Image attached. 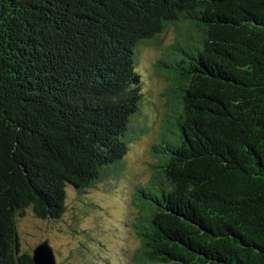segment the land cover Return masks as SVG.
I'll return each instance as SVG.
<instances>
[{
  "label": "trees",
  "instance_id": "obj_1",
  "mask_svg": "<svg viewBox=\"0 0 264 264\" xmlns=\"http://www.w3.org/2000/svg\"><path fill=\"white\" fill-rule=\"evenodd\" d=\"M171 26L134 263L264 264V0H0V264H33L25 208L58 219L67 187L122 162L143 128L137 52Z\"/></svg>",
  "mask_w": 264,
  "mask_h": 264
},
{
  "label": "rangeland",
  "instance_id": "obj_2",
  "mask_svg": "<svg viewBox=\"0 0 264 264\" xmlns=\"http://www.w3.org/2000/svg\"><path fill=\"white\" fill-rule=\"evenodd\" d=\"M157 47L143 46L137 52V70L144 76L142 122L139 134L128 139L122 162L92 190L79 193L66 188L65 210L58 219L38 217L31 207L15 218L21 252L47 239L58 264H135L140 238L132 225L138 213L133 193L153 176L152 145L169 127L165 119V79L156 67L163 45L175 39L171 26ZM138 129V125H137Z\"/></svg>",
  "mask_w": 264,
  "mask_h": 264
},
{
  "label": "water",
  "instance_id": "obj_3",
  "mask_svg": "<svg viewBox=\"0 0 264 264\" xmlns=\"http://www.w3.org/2000/svg\"><path fill=\"white\" fill-rule=\"evenodd\" d=\"M33 264H58L47 239L38 243L31 253Z\"/></svg>",
  "mask_w": 264,
  "mask_h": 264
}]
</instances>
